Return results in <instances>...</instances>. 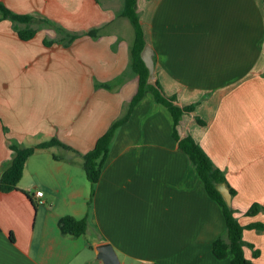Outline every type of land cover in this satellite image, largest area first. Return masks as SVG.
I'll list each match as a JSON object with an SVG mask.
<instances>
[{"label":"crops","instance_id":"obj_1","mask_svg":"<svg viewBox=\"0 0 264 264\" xmlns=\"http://www.w3.org/2000/svg\"><path fill=\"white\" fill-rule=\"evenodd\" d=\"M125 1L0 0L80 33L69 45L46 44L62 32L38 20L22 39L0 15V175L13 157L10 144L55 137L69 147L37 148L17 188L0 189V264H104L96 247L106 242L120 264H231L232 253L212 251L226 228L222 208L152 93L117 128L98 181L86 176L82 155L138 87ZM135 11L143 48L153 50L149 81L157 78L178 105L195 104L182 134L224 172L240 222H264V208L245 213L253 202L264 206V0H136ZM66 215L86 218L87 230L63 233ZM243 238L252 245L246 256L264 264V230L246 228Z\"/></svg>","mask_w":264,"mask_h":264},{"label":"trees","instance_id":"obj_2","mask_svg":"<svg viewBox=\"0 0 264 264\" xmlns=\"http://www.w3.org/2000/svg\"><path fill=\"white\" fill-rule=\"evenodd\" d=\"M124 7L123 14L128 16L135 28L136 42L131 50V68L136 71L138 75V87L130 99L124 113L116 118L107 130L99 136L92 149L82 155L83 167L87 178L92 184H95L98 181L103 166L107 160L110 145L115 137L117 128L129 119L133 107L138 103V101H140L146 93H152L154 100L164 104L173 118V136L178 141L179 148L186 152L198 176L202 180L206 191L220 204L222 208L226 228L225 231L213 241V253L218 258L225 257L228 252L232 253L231 264H254V262L245 254L244 246L248 245L252 247V245L243 238V231L246 228L264 230V222L253 221L247 224H242L236 215L238 209L233 204L229 206L221 192L217 189L218 183L225 182L232 195L235 194V189L228 183L224 172L214 164L213 160L206 153L202 145L196 141L190 133L182 134L181 132L183 115L186 112L192 111L195 104L191 103L180 106L175 102V95H168L163 91V88L157 78L153 82L149 81L150 72L141 57L143 40L140 41L139 39V33L141 34L142 29L139 22V15L135 11L136 0H126ZM0 15L1 17L9 18L12 21L18 35L22 39H28L34 35L37 28L32 27L31 24L38 20L54 24L57 26V30H61L62 32V35H59L56 38L45 39L44 42L46 44L58 41L62 42L64 45H69V43L80 34L64 30V28H62V26L58 23L43 17L27 13H16L1 2ZM20 23H24L26 25L21 27L19 26ZM96 32L97 29H91L88 30L87 34L96 35ZM196 120L201 124L203 123L199 117H196ZM53 145L69 148L65 143L55 137L28 146L10 144V148L13 151V157L11 163L2 171L0 175V189L4 192L16 189L18 182L22 177L24 166L28 157L32 155L37 148H45ZM54 157L61 158L58 154L54 155ZM263 208L264 206L262 204L253 202L245 213L253 215ZM60 220L61 230L66 234L68 233L78 236L84 233L88 227V221L86 218L78 219L74 216L66 215ZM254 254H257V251H254Z\"/></svg>","mask_w":264,"mask_h":264},{"label":"water","instance_id":"obj_3","mask_svg":"<svg viewBox=\"0 0 264 264\" xmlns=\"http://www.w3.org/2000/svg\"><path fill=\"white\" fill-rule=\"evenodd\" d=\"M141 56L149 69L150 75L152 76L154 73V59L153 50L149 44H146V46L143 48ZM217 189L221 192L227 204L231 206L232 193L226 183H218ZM96 249L97 256L102 259L104 264H120L118 254L111 243H101L96 247Z\"/></svg>","mask_w":264,"mask_h":264},{"label":"built area","instance_id":"obj_4","mask_svg":"<svg viewBox=\"0 0 264 264\" xmlns=\"http://www.w3.org/2000/svg\"><path fill=\"white\" fill-rule=\"evenodd\" d=\"M36 194H37L38 196H41V195L43 194V191H41V190H37V191H36ZM148 264H162V263H160V262H158V261H155V260H152V261H149Z\"/></svg>","mask_w":264,"mask_h":264},{"label":"rangeland","instance_id":"obj_5","mask_svg":"<svg viewBox=\"0 0 264 264\" xmlns=\"http://www.w3.org/2000/svg\"><path fill=\"white\" fill-rule=\"evenodd\" d=\"M181 132H182V133L184 132V127H183V126H181Z\"/></svg>","mask_w":264,"mask_h":264}]
</instances>
